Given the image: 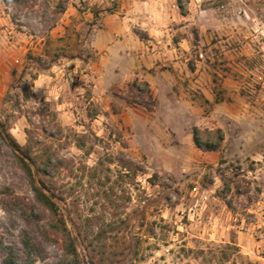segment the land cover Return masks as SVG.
Masks as SVG:
<instances>
[{"label":"rangeland","instance_id":"rangeland-1","mask_svg":"<svg viewBox=\"0 0 264 264\" xmlns=\"http://www.w3.org/2000/svg\"><path fill=\"white\" fill-rule=\"evenodd\" d=\"M189 1L178 0L185 15ZM200 7L204 16L173 34L188 38L183 66L200 74L183 80L167 117L146 82L127 85L109 110L84 86L69 116L33 81L54 60L78 58L89 73L95 33L118 0H0L3 38L29 41L32 62L0 102V246L27 264L64 258L61 236L46 241L35 228L48 229L50 214L22 159L58 205L81 264H264V0ZM196 128L222 130L220 147L199 148Z\"/></svg>","mask_w":264,"mask_h":264},{"label":"crops","instance_id":"crops-1","mask_svg":"<svg viewBox=\"0 0 264 264\" xmlns=\"http://www.w3.org/2000/svg\"><path fill=\"white\" fill-rule=\"evenodd\" d=\"M202 1L190 0L185 15L178 0H118L116 12L109 14L95 33L92 49L96 59L87 64L90 72L81 69L82 61L78 58L63 63L54 60L49 67L39 71L33 88L72 116L76 109L73 101L82 100L84 86L91 87L96 94L94 99L109 110L111 102L117 100V95L127 85L146 82L158 102L157 110L164 111L167 117L171 100L185 93L183 80L200 74L199 70L189 73L183 66L184 60H188L184 53L188 38L174 39L173 34L185 29L188 25L183 22H188L195 12L198 19L204 16L205 10L200 7ZM138 28L147 32V40L137 35L135 29ZM4 33L5 30L0 31V102L13 84L28 78L32 70V62L27 57L30 42H20L12 37L4 39ZM204 58L205 54L201 52L199 59ZM205 78L206 74L202 72L196 84L206 92L210 86ZM16 132L14 129L16 139L24 143V132L19 135Z\"/></svg>","mask_w":264,"mask_h":264},{"label":"trees","instance_id":"trees-1","mask_svg":"<svg viewBox=\"0 0 264 264\" xmlns=\"http://www.w3.org/2000/svg\"><path fill=\"white\" fill-rule=\"evenodd\" d=\"M194 136L195 142L199 148H205L206 150L212 151L217 150L224 139V133L220 129L216 132H201L196 128L194 130ZM204 137L207 138L206 142L203 141ZM11 144L18 152L23 151V148L15 140L12 141ZM21 164L23 170L29 177L36 201L50 214V218L47 223L48 229H45L43 226H41L40 220H37L34 224L39 237L46 241H53L58 244L59 241L55 240L53 236H61V239L63 240L62 247L64 251V258L59 264H81L79 261L75 239L68 229L64 216L61 215L58 205L44 191V189L38 185L33 171L28 163L21 159ZM34 245L37 246L36 244ZM25 247L28 248L29 245L25 244ZM0 248L3 251L2 264H27L20 249H16L14 247H5L3 245H1Z\"/></svg>","mask_w":264,"mask_h":264}]
</instances>
